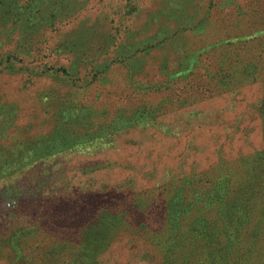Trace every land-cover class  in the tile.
<instances>
[{"label": "rangeland", "instance_id": "rangeland-1", "mask_svg": "<svg viewBox=\"0 0 264 264\" xmlns=\"http://www.w3.org/2000/svg\"><path fill=\"white\" fill-rule=\"evenodd\" d=\"M0 264H264V0H0Z\"/></svg>", "mask_w": 264, "mask_h": 264}, {"label": "trees", "instance_id": "trees-1", "mask_svg": "<svg viewBox=\"0 0 264 264\" xmlns=\"http://www.w3.org/2000/svg\"><path fill=\"white\" fill-rule=\"evenodd\" d=\"M139 110V109H138ZM138 110H137V112H135V116H137L138 115ZM173 207H175L176 208V210H185L186 209V205H184V204H181V203H178V202H175V204H174V206ZM183 212V211H182ZM181 212V213H182ZM179 217V216H178Z\"/></svg>", "mask_w": 264, "mask_h": 264}]
</instances>
